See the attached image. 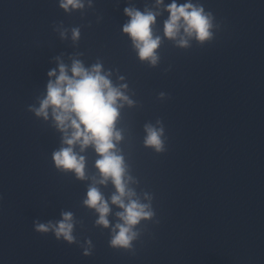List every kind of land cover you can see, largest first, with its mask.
Wrapping results in <instances>:
<instances>
[{
	"label": "clouds",
	"instance_id": "9594fccd",
	"mask_svg": "<svg viewBox=\"0 0 264 264\" xmlns=\"http://www.w3.org/2000/svg\"><path fill=\"white\" fill-rule=\"evenodd\" d=\"M91 6V0H88ZM164 5V0H155V7L159 9ZM60 8L65 12L85 7L83 0H60ZM168 18L163 23L164 36L175 41L178 47L189 46V38H194L200 44L211 41L214 37L213 29L216 27L215 17L211 11H206L201 3L178 4L176 0L164 7ZM124 14L129 20L123 25L122 31L129 36L133 47L141 61H147L151 66H156L160 57L158 49L161 37L154 34V25L160 12L145 7L143 11L129 6L124 8ZM66 29L60 31L61 38L65 37ZM72 39L78 40L80 29L72 30ZM57 69L49 70V80L46 85V95L39 100V107L29 106V111L37 117L48 120L49 114L54 120L55 127L63 133L62 144L66 145L54 151L52 158L57 169L74 172L80 180L88 179L85 172V157L75 151L79 145L80 152L92 146L98 155L95 167L99 179L92 178L88 186L83 204L93 209L98 214L97 225L108 228V219L111 213L109 200L105 198L100 188L96 185H107L109 181L115 191L110 196L112 205L122 211L115 215L118 222L112 227V238L109 245L115 249L133 250V241L139 236L136 226L142 220H150L155 215L151 203H144L130 184L136 183L128 174V166L123 155L117 150V143L122 140L121 131L116 129L120 109L124 103L132 105L133 101L125 95L122 89L127 85L114 86L109 79L110 72L103 73L100 63L86 68L80 60H73L70 69L59 57ZM71 73V74H69ZM55 77L53 80L52 78ZM121 80L124 77H120ZM163 97L164 93H160ZM160 127L152 124L145 125L147 133L145 146L162 152L164 147V127L157 120ZM149 201L151 197L145 193ZM62 219L40 223L34 221L35 231L38 233H54L55 239L66 241L69 245L76 242L73 235L74 222L71 212H62ZM89 247L84 248L83 255H92L91 241Z\"/></svg>",
	"mask_w": 264,
	"mask_h": 264
}]
</instances>
